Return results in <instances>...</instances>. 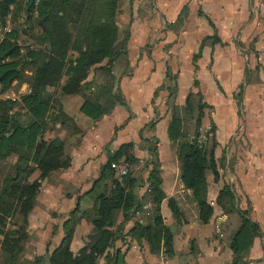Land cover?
<instances>
[{"label": "crops", "instance_id": "crops-1", "mask_svg": "<svg viewBox=\"0 0 264 264\" xmlns=\"http://www.w3.org/2000/svg\"><path fill=\"white\" fill-rule=\"evenodd\" d=\"M120 5L118 29H126L129 36L126 54L113 63L111 73L112 93L122 101L93 121L80 111L82 96L61 99L72 126L70 130L59 123L53 127L70 131L68 140L58 135L70 166L40 181L17 264H31L36 257L46 264L71 217L76 218V226L70 253L78 254L91 232L90 222L82 216L94 201L88 193L108 155L129 143L139 162L132 174L143 181L150 168L148 149L156 143L164 194L160 213L172 233L174 254L166 258L163 248L152 254L145 242L130 240L133 222H147L151 205L146 203L128 221L121 213L116 217L113 230H118L119 238L114 249L124 255L125 264H232L229 242L240 216L224 214L216 203L225 185L232 188L236 207L248 211L260 233L235 264H264V0H126ZM168 72L175 76L174 99L166 89ZM189 93H200L208 106L202 124L214 128L210 137L215 143L217 178L206 172V199L213 208L206 224L199 222L197 204L180 182L177 156L167 134L171 104L183 106ZM38 177L35 171L29 181ZM147 186L136 183L137 198ZM170 200L180 209L181 223L172 217ZM103 262L100 259L98 264ZM0 264H8L3 254Z\"/></svg>", "mask_w": 264, "mask_h": 264}, {"label": "trees", "instance_id": "trees-1", "mask_svg": "<svg viewBox=\"0 0 264 264\" xmlns=\"http://www.w3.org/2000/svg\"><path fill=\"white\" fill-rule=\"evenodd\" d=\"M116 2L117 0H27V13L38 14V23L47 40L46 48L29 52L30 61L22 62L15 59L18 47L10 40L16 36L13 32L0 43V93L12 82L24 77L21 67H34V76L28 79L30 92L21 97L22 108L30 117L26 124H22L20 116L12 112L18 106V101L0 100V160L16 157L13 173L5 177L0 188V249L8 264H17L24 250L27 217L34 207L40 181L50 173L66 170L70 166V157L64 151L63 141L44 138L51 125L59 123L72 126L71 118L58 105L57 98L82 96L80 111L93 121L110 113L114 105L122 101L119 95L112 93L113 76L105 67L100 69L107 82L98 85L93 92L86 90L84 85L92 66L105 58L111 63L120 53H126L125 39L123 44H117ZM18 4V0H0V23L10 14L11 7L17 8ZM79 25L82 36L75 47L70 45L74 43L71 31ZM70 49L77 56L69 58ZM166 82L170 98L174 99L175 76L168 72ZM197 85L194 81V86ZM53 88L56 89L51 92L50 89ZM170 108L167 134L177 156L179 179L197 204L199 222L206 224L212 217L213 208L206 199L205 176L210 171L217 178L212 151L215 143L210 138L212 145L205 147V144L198 142L197 131L208 106L200 93H189L183 106L171 104ZM192 127L195 128L193 134L189 132ZM213 132L211 125L207 135L211 136ZM132 146L130 143L124 144L108 155L99 179L88 193L94 196V201L91 209L82 214L91 224V232L84 246L76 256L71 255L70 243L76 226V221L71 217L64 224V237L60 245L47 257L46 264H98L100 259H103V264H125L124 255L114 249V243L119 238L118 230H113L116 217L121 213L123 221H128L146 203L151 205L147 222H133L128 231L130 240L145 242L152 254H157L163 248L166 258L173 256L172 233L164 225L160 213L164 194L160 189V163L156 143L148 149L150 158L147 165L150 168L146 181L135 178L132 174V167L139 163L132 153ZM121 161L130 166V171L119 180L110 164ZM35 171L39 172L38 179L29 181ZM140 182H146L148 186L145 194L137 198L134 187ZM216 203L224 214L237 213L240 216V225L229 244L232 264H235L248 254L253 239L260 236L259 227L250 220L248 211H241L236 207V198L229 185H225L220 191ZM168 207L173 219L181 223V212L175 202L168 201ZM42 259L36 257L31 264H44Z\"/></svg>", "mask_w": 264, "mask_h": 264}, {"label": "rangeland", "instance_id": "rangeland-1", "mask_svg": "<svg viewBox=\"0 0 264 264\" xmlns=\"http://www.w3.org/2000/svg\"><path fill=\"white\" fill-rule=\"evenodd\" d=\"M26 1L27 0H18L19 4L17 5V8L12 6L10 14L6 17V19L3 22L0 23V43L3 42L5 39H8L7 35L13 32L16 36H15V38L10 39V40L14 45H16L18 47V51H17L18 54L15 57V59L17 61H22V62H24V61L29 62L30 59L28 57V53L33 51V50H37V49L44 50V48H46V43H47L46 42L47 40L43 37L44 35L42 33V27L38 23V14H37V12H30L29 14L27 13V11H26L27 7L25 5ZM125 1L126 0H117V2H116V11L117 12H116V16H115V23H116L117 28H118V23H120V22H118L119 8L121 6L120 4H123ZM28 17H29V19H28ZM70 24L73 26L72 22ZM71 33H72V35H71L72 36V42H74V43H71L70 45H74L76 47V42L79 41L81 39V36H82L81 26L80 25L77 26V28L73 29V31H71ZM128 36H129V34L126 31V29H123V30L118 29L117 44H119V43L123 44L124 39H125V41H127ZM125 54H126L125 52L120 53V55H118L116 58L112 59L111 63H109L108 58H105L99 64L92 66L90 68V70L88 72V76H87V79L89 78V76L92 79H90L91 81H87V79H86V83L84 84V85H86L85 89L93 92L96 90L98 85H102L105 82H107V78L105 77L103 71L100 68L105 67V68L109 69L111 72L112 67H113V63L115 61H117L119 58H122L123 56H125ZM68 56H69V58H71V57L73 58V57L77 56V53L70 49V50H68ZM27 67H24V66L21 67L23 69V76L24 77H22V79L20 81L12 82L5 91L0 93V100H14L15 102L18 101V106H16L12 112H14L20 116V122L22 124H26L30 120V117H29V115L26 114V111L22 108L21 97L30 92L31 85H30L28 79H30L34 76V74H33L34 73V71H33L34 67L31 69H28ZM96 76H97V79H96ZM65 77L66 76H64V79H65ZM112 79H113V77H112ZM55 89L56 88L50 89V91L52 92ZM56 92H58V91H55V93ZM57 99H59L58 105L60 104V106L62 108V105H61V99L62 98L61 99L57 98ZM54 125L50 126V130H48L47 133L44 134V138L50 139L51 137L57 136V139H60V137L58 135H61L62 139L68 140L67 138H68V134L70 131H68L67 129H65V130H67L68 132H66V131H63V132L54 131V127H53ZM67 127H68V125H67ZM200 127L205 128V130H207L205 133L206 140L203 142V144H205V147L207 146V148H208L211 144V140H210L211 137L209 135H207L208 127L203 126V124H201ZM69 130H70V127H69ZM189 132L193 134L195 132V128L194 127L190 128ZM197 133H198V131H197ZM206 143H207V145H206ZM64 151H65V147H64ZM15 164H16V157L15 156H12V157L10 156V158H8V159L0 160V188L3 186V181H4L5 177L7 175H11L13 173L12 170L14 169ZM90 209H88L86 211H89ZM74 219H76V218H74ZM238 227L239 226L236 227L235 232L237 231ZM229 244H230V242H229ZM0 253H1L0 254V257H1L2 251H0ZM245 264H246V262H245Z\"/></svg>", "mask_w": 264, "mask_h": 264}, {"label": "built area", "instance_id": "built-area-1", "mask_svg": "<svg viewBox=\"0 0 264 264\" xmlns=\"http://www.w3.org/2000/svg\"><path fill=\"white\" fill-rule=\"evenodd\" d=\"M206 131L207 130H205V128H202V127L198 129V133H199L198 142L199 143H203L206 140V137H205ZM110 168L113 170L116 178L119 180L123 178L124 176H126L130 171V166L124 161H121L118 163H111ZM138 214L139 212H136V215Z\"/></svg>", "mask_w": 264, "mask_h": 264}]
</instances>
